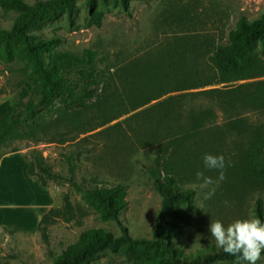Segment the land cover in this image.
<instances>
[{
	"label": "trees",
	"instance_id": "obj_1",
	"mask_svg": "<svg viewBox=\"0 0 264 264\" xmlns=\"http://www.w3.org/2000/svg\"><path fill=\"white\" fill-rule=\"evenodd\" d=\"M131 1L83 0V4L92 22L101 26L100 3H117L127 10ZM0 7L16 13L10 26L0 21V60L12 61L16 51H20L28 71L36 79V92L44 99L49 98L50 106L56 108L59 116L64 115V123L68 122L73 128L84 127L82 117L93 107L98 106L101 111L98 126L101 127L170 93L264 78V12L254 19L241 16L236 27L229 31L226 43L212 45L208 41L182 39L163 45L155 54L129 68L119 85L113 67L99 66L101 60L96 50L88 48L82 54L62 50L64 39L61 36H45L34 30L63 15L71 19L77 11L76 0H37L34 3L0 0ZM251 109L253 111H249ZM223 113L224 118L216 122L214 114L197 111L189 124L172 126L167 131L168 138L148 148L156 152L150 174L161 196L149 237L132 236L120 220L127 209L124 183L79 186L75 182L73 158H68L69 176L65 177L52 171L40 151L32 150L29 156L24 154L29 162V173L38 177L42 186L48 187L49 181L57 179L78 185L100 218L115 221L120 228L119 234L103 227L83 230L78 240L60 255L50 251L51 264H92L103 254L119 252L131 264H241L243 261L224 253L215 244L187 253L174 242V238L183 234V225L189 218L185 206H192L197 194L195 188L182 183L179 166L194 167L195 163H203L205 153L223 155L225 175L245 184H264V85L228 96ZM27 120L28 116L20 113L16 104H11L0 117V160L7 153L20 151L17 147L5 148L28 137L29 132L24 128L35 126ZM111 127L124 129L137 145L122 122ZM150 134L155 136L157 131ZM141 142L146 144L149 138ZM173 161L178 164L174 166ZM255 213L264 221L261 196L256 199ZM85 215L83 207L74 204L65 194L61 207L53 206L42 216L38 231L49 247L50 226L59 220L80 224ZM107 264L115 263L108 261Z\"/></svg>",
	"mask_w": 264,
	"mask_h": 264
},
{
	"label": "rangeland",
	"instance_id": "obj_2",
	"mask_svg": "<svg viewBox=\"0 0 264 264\" xmlns=\"http://www.w3.org/2000/svg\"><path fill=\"white\" fill-rule=\"evenodd\" d=\"M24 1L34 3L37 0ZM76 4L77 11L71 19L63 15L34 30L45 36H61L64 39L62 50L77 54L88 48L96 50L101 60L99 66L113 67L119 85L129 68L155 54L163 45L182 39L208 41L212 45L226 43L229 31L236 27L241 16L254 19L264 12V0H132L127 10L117 3L106 2L98 6L103 21L97 26L83 0H76ZM15 15L0 7V21L4 26H10ZM36 85L20 51H16L12 61L0 60V104H7L8 108L16 104L18 111L28 116L27 123L35 126L25 127L28 137L10 143L5 150L17 147L28 156L32 150H38L52 171L65 177L69 176L68 158L71 157L76 165L75 182L79 186L124 183L127 209L120 220L132 236L149 237L161 196L150 174L156 152L148 148L168 138L167 131L172 126L189 124L197 111L214 114L219 122L224 118L228 96L262 86L264 78L170 93L101 127H98L101 111L98 106L93 107L82 117L85 125L81 128L64 123V115L59 116L56 108L50 106V99L36 92ZM159 119L160 125L156 126ZM118 121L137 145L124 129L111 127ZM152 131H157V135L151 136ZM144 138H149V142L142 143ZM179 169L182 183L197 192L193 205L185 206L189 218L183 225L184 232L174 238L176 246L187 253L215 244L208 229L211 220H221L227 225L238 218H257L255 202L260 196L264 206V184H245L227 175L219 181L218 170H209L201 162L194 167L181 165ZM198 171L216 181L211 186L215 188L211 199L204 198L209 189L199 187L202 181L196 177ZM78 185L58 179L48 183L53 206L61 207L64 195L68 194L74 204L83 207L86 215L82 222L59 220L50 226L49 247L33 221L23 223L25 230L0 229V264H51L50 251L60 255L87 228L103 227L120 233L117 222L100 218ZM24 212L21 211L22 217ZM108 261L131 264L121 252L103 254L92 264H107ZM257 264H264V256Z\"/></svg>",
	"mask_w": 264,
	"mask_h": 264
},
{
	"label": "crops",
	"instance_id": "obj_3",
	"mask_svg": "<svg viewBox=\"0 0 264 264\" xmlns=\"http://www.w3.org/2000/svg\"><path fill=\"white\" fill-rule=\"evenodd\" d=\"M7 110V104H0V117ZM50 193L49 187L42 186L38 177L29 173V162L22 152L5 154L0 160V229L25 230L23 223L29 221L39 225L53 207Z\"/></svg>",
	"mask_w": 264,
	"mask_h": 264
},
{
	"label": "clouds",
	"instance_id": "obj_4",
	"mask_svg": "<svg viewBox=\"0 0 264 264\" xmlns=\"http://www.w3.org/2000/svg\"><path fill=\"white\" fill-rule=\"evenodd\" d=\"M204 166L209 170H218V180L225 179V159L223 155L205 153L203 156ZM196 177L201 180L199 187L209 189L205 199H211L215 194V188L211 187L216 183L211 177L205 176L203 172H197ZM210 238L215 241L217 248L228 255L246 262V264H257L264 252V221L259 218H238L227 225L221 220L210 222Z\"/></svg>",
	"mask_w": 264,
	"mask_h": 264
}]
</instances>
